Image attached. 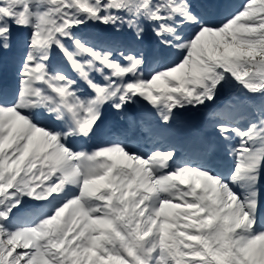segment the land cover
Instances as JSON below:
<instances>
[{"label": "snow or ice", "instance_id": "6c2138e0", "mask_svg": "<svg viewBox=\"0 0 264 264\" xmlns=\"http://www.w3.org/2000/svg\"><path fill=\"white\" fill-rule=\"evenodd\" d=\"M0 264H264V0H0Z\"/></svg>", "mask_w": 264, "mask_h": 264}]
</instances>
